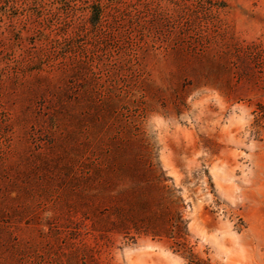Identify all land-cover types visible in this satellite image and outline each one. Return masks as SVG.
Here are the masks:
<instances>
[{"label": "rangeland", "instance_id": "rangeland-1", "mask_svg": "<svg viewBox=\"0 0 264 264\" xmlns=\"http://www.w3.org/2000/svg\"><path fill=\"white\" fill-rule=\"evenodd\" d=\"M177 216L264 264V0H0V264H188Z\"/></svg>", "mask_w": 264, "mask_h": 264}, {"label": "trees", "instance_id": "trees-1", "mask_svg": "<svg viewBox=\"0 0 264 264\" xmlns=\"http://www.w3.org/2000/svg\"><path fill=\"white\" fill-rule=\"evenodd\" d=\"M184 226L181 225L180 216L176 217V222H170L169 226L166 228H157L153 226H147L145 233H150L152 236L166 235L175 239V244L179 249H182L186 253V258L188 259V264H208V261L198 258L190 248H187L184 243ZM180 238V239H179ZM182 238V240H181ZM177 249V250H179Z\"/></svg>", "mask_w": 264, "mask_h": 264}]
</instances>
